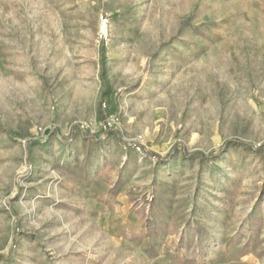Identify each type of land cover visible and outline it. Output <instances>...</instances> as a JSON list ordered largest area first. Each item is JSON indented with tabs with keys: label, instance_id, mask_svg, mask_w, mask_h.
I'll list each match as a JSON object with an SVG mask.
<instances>
[{
	"label": "rangeland",
	"instance_id": "374dc122",
	"mask_svg": "<svg viewBox=\"0 0 264 264\" xmlns=\"http://www.w3.org/2000/svg\"><path fill=\"white\" fill-rule=\"evenodd\" d=\"M262 146L264 0H0V264H264Z\"/></svg>",
	"mask_w": 264,
	"mask_h": 264
},
{
	"label": "trees",
	"instance_id": "16d2710c",
	"mask_svg": "<svg viewBox=\"0 0 264 264\" xmlns=\"http://www.w3.org/2000/svg\"><path fill=\"white\" fill-rule=\"evenodd\" d=\"M101 54L103 53V48L101 47L100 50ZM76 131H78V133L85 135V133H82L81 131L77 130L76 127L73 128L72 130V135L70 136L71 138H73L74 136H76L75 134L77 133ZM76 132V133H75ZM232 143H224L217 151L211 152L210 154L204 155L200 152H192V153H186V152H182V155L185 158H197L198 160L205 162L211 158L216 157L217 155H219L226 147L230 146ZM175 147H173L168 153H166L164 156H160L157 154H154L152 152H142L149 160L151 161H156V162H164L166 160H168L173 153L175 152ZM258 150H261L264 152V146L259 147Z\"/></svg>",
	"mask_w": 264,
	"mask_h": 264
}]
</instances>
